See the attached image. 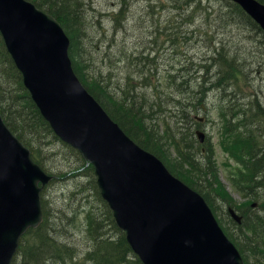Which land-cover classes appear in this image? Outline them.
I'll return each instance as SVG.
<instances>
[{
  "label": "rangeland",
  "instance_id": "374dc122",
  "mask_svg": "<svg viewBox=\"0 0 264 264\" xmlns=\"http://www.w3.org/2000/svg\"><path fill=\"white\" fill-rule=\"evenodd\" d=\"M29 1L42 4L44 0ZM79 3L81 20L77 24L80 40L77 52L87 65L88 76L96 77L106 84L112 96L118 98L123 95L124 90L137 96L138 101H152L154 93L158 99L168 101L165 105H159L164 109L157 113L160 119L152 121L161 135L166 126L167 131L174 132L175 140L170 139L168 134L162 136L164 141L167 140L163 141V147L167 149L168 156L184 173V177L192 182L198 183L199 174L206 169L213 174V177L210 175L201 179L199 187L211 199L218 221L237 236L241 245L242 241L253 246V241L248 242L246 238L249 236L248 232H245L244 237L243 230L227 221L228 207H233L238 213L240 210L224 203L214 193L216 189L210 185V181L214 179L221 184L235 204L256 203L248 211L264 215V206L260 207L257 194L243 197L233 187L234 172L240 169V158L244 157L248 146V143L244 145V137L240 135L239 138L237 134H251L256 143L264 137V46L251 36L257 35L258 39L264 41L262 35L248 31L249 28L242 31L238 19L234 21L227 18L225 0H202V8L194 10L189 6V13L186 12L187 8H178L185 5L184 0H79ZM197 29L211 35V40L199 34L187 39L189 44L184 45L181 31L196 32ZM137 43L140 47L138 50ZM252 43L259 51L254 48L257 53L249 58L247 52L253 49L249 47ZM220 45L243 64L245 73L235 80L236 92L228 90L230 94L222 96L219 90L211 89L198 108L191 111L189 121L175 117L173 114L177 113L179 106L182 108L195 83L192 81L191 87L183 88L180 95H173L169 91L174 88L165 77L178 72L180 68L189 67L190 63L193 65L188 72L198 74L196 70L199 65L210 63L207 60L209 55L214 47ZM211 69L213 72L216 67L212 66ZM167 96L174 97V100L169 101ZM228 101L233 104H228ZM237 104L241 105L245 115L232 119L225 107ZM156 107L153 106L154 109ZM195 115L202 117L203 121L200 122ZM247 123L249 132L244 129ZM238 126L241 132L235 133ZM196 130H204L208 136V144L204 150L205 143L201 142ZM190 132L192 135L188 136L187 133ZM258 135L261 138L257 139ZM48 138V144L42 146L40 155L48 172L55 175V178L41 191V203L47 211L46 225L55 241L74 248L75 262L69 257L66 264H81L85 253L93 245L87 228L89 208H100V216H103L104 206L100 205L88 175L70 176L64 173L72 166L79 165L77 155L71 151L73 147L61 139H54L52 136ZM233 144L236 146L232 151ZM77 153L79 154L78 151ZM179 153L185 155L183 159ZM188 154H192L191 160ZM185 160L193 164L188 165ZM260 195L264 199V189L260 190ZM104 222L109 225L106 217ZM113 230L105 226L104 235L113 234ZM36 239L37 236L34 239L32 235L29 236L28 245L34 244ZM102 249L103 245L97 248V252ZM243 252L249 264L264 262V255L258 252L252 254L249 247L244 248ZM92 259L94 260L93 257ZM53 263L55 261L51 259L50 264Z\"/></svg>",
  "mask_w": 264,
  "mask_h": 264
},
{
  "label": "water",
  "instance_id": "95a60500",
  "mask_svg": "<svg viewBox=\"0 0 264 264\" xmlns=\"http://www.w3.org/2000/svg\"><path fill=\"white\" fill-rule=\"evenodd\" d=\"M231 1L264 30L263 3ZM0 36L43 119L92 165L101 198L143 264H244L203 196L130 139L82 85L52 15L27 0H0ZM51 179L0 115V264H11L21 236L41 222L40 191Z\"/></svg>",
  "mask_w": 264,
  "mask_h": 264
},
{
  "label": "trees",
  "instance_id": "16d2710c",
  "mask_svg": "<svg viewBox=\"0 0 264 264\" xmlns=\"http://www.w3.org/2000/svg\"><path fill=\"white\" fill-rule=\"evenodd\" d=\"M258 1L264 3V0ZM201 2L202 0H184L185 5L179 6L178 8L184 10V8L192 6V8L196 10L202 8ZM225 2L226 8H228L227 18L234 21L235 19L246 20L248 21V28L250 29L248 31L258 32L260 35H264V32L260 29L257 23H255L237 3L231 0H225ZM39 4L35 3V6L53 15V17H55L62 25L65 33L69 37L68 54L74 72L89 93L94 96L109 116L133 141L143 149L157 156L171 174L199 192L217 217L216 209L213 206L211 199L205 196V193L202 192V188L198 185L200 184L201 179H206L210 175L213 177V174L206 169L199 174L198 183L196 181L192 182L184 177V173L176 166L177 164L171 160L172 158L168 156L167 149L163 147V134H168L170 139L175 140L174 132L167 131L168 127L166 126L161 135L159 129L152 124L153 120L156 121L157 119H160L157 113L164 110L159 105H165L168 101L166 99H158L156 93H154L155 95L152 101H138L137 96L130 94L129 91L124 92V90H122L123 95H121L120 98L115 95L112 96L106 84H103L96 77L88 76L87 65L84 64L81 55L77 52L79 48L78 43L80 42L78 39L79 28L77 24L79 23V20H81L79 16V0H44L42 4ZM186 12H190L188 8L186 9ZM181 20L183 19L181 18ZM181 34H183L182 42L184 45L189 44L188 40L190 37L199 36V34L204 35L208 40H211V35L207 32L200 31L199 29H197L196 32L195 30L190 32L181 31ZM197 41L198 40H196L195 43H197ZM138 49H140V47L137 43V50ZM145 59L147 60L150 58ZM207 60H209L210 63L199 65V68L196 70L198 74L188 72L193 65V63H190L189 67H184V69L180 68L178 72L170 73L165 77L168 84L174 88L173 91H169L173 95H180L183 93V88L191 87L192 81L195 83L189 92V96L186 97L185 102L182 104V108L179 106L177 113L173 114L181 120L186 118V120L189 121L191 119V111L194 108H198L209 90H219L222 96H228L230 94V91L228 90H233L235 92L237 90V82L235 80L244 76L245 71L243 64L239 62V59L235 55H230L226 52L222 45L214 47ZM212 66L216 67V70L213 72L211 69ZM167 99L173 101L174 97L167 96ZM228 104L233 103L228 101ZM259 105H257L258 108ZM153 106H157L156 109H154ZM240 106L241 105L237 104V106L232 105L225 107V109L228 110L232 119H239V117L245 115ZM0 114L10 131L30 150V155L33 161L39 164L44 171L48 172L44 160L40 155L41 148L48 144L49 136H52L54 139L59 138L52 132L48 123L42 118L27 90L23 86L21 74L6 51L1 36ZM247 125L248 123L244 126V129L249 132L250 128L247 127ZM239 131L241 132V129L238 126L235 133H240ZM190 133H187V135L191 136ZM240 135L244 137V141L246 142L244 145L248 143V146L245 148L244 157L242 156V158H240V169H238L237 172H234L235 179L233 180V187L240 192L243 197H251L257 194L259 201L261 202L259 205L260 207H263L264 199H261L260 190L264 189V138H261L258 135L257 139L261 138V140H259V143H256V139L251 134H237L239 138ZM46 138L48 139L45 141ZM173 145H176V143ZM234 146L236 145L233 144L231 146L232 151ZM71 151L77 155L79 165L72 166L64 173H66V175L69 174L70 176L82 174L88 175L100 205L104 206L103 216H100V208H89V213L87 215V228L93 239V245L91 249L85 253L81 264H142L129 247L124 232L116 226L107 204L100 197L95 183L92 166L86 165V162L75 149L71 148ZM179 154H181L180 157L183 159L185 155L183 153ZM188 157L191 160L192 154H188ZM185 162H187L188 165L193 164L188 160H185ZM85 169L88 171H84ZM48 173L51 174V172ZM210 185L215 187L216 191H214V193L217 194L224 203L240 210L239 214L242 215L240 223H236L230 217L227 221L238 229L243 230L244 237L245 232H248L249 236L246 238L249 240L248 242L253 241V246L249 244L246 245L241 241L242 246L240 242H238L237 236L233 232H229L221 222H218L227 237L238 248L243 257L244 263L249 264L243 252L246 247H249L252 254L258 252L261 255H264V215L259 213L251 214L250 210L248 211V209L252 207L251 202L235 204L228 196L224 187L214 179L210 181ZM42 209V222L36 228L28 229L22 236L16 255L12 260V264H50L51 259L57 264H66L69 257L75 262V255L73 253L74 248L66 243L55 241L50 235L49 228L46 225L47 211L43 204ZM105 217L109 222V225L105 224ZM105 226H108L110 230L114 229V233L109 236L104 235ZM31 235L33 239L37 236V239L34 244L28 245V238ZM102 245L103 249L101 252H97V248ZM98 254L102 255L95 257ZM262 264H264V262Z\"/></svg>",
  "mask_w": 264,
  "mask_h": 264
},
{
  "label": "bare ground",
  "instance_id": "6f19581e",
  "mask_svg": "<svg viewBox=\"0 0 264 264\" xmlns=\"http://www.w3.org/2000/svg\"><path fill=\"white\" fill-rule=\"evenodd\" d=\"M239 26H240V28H241V30L242 31H244L245 29H248V27H249V24H248V21H246V20H243V19H239ZM255 33V32H254ZM256 33H258V32H256ZM252 36V38L255 40V41H257L259 44H262L263 46H264V41H262V39H258V37H257V35H251ZM262 38H263V40H264V35L262 34V36H261ZM254 43V42H253ZM253 43L249 46V47H253V49H250L248 52H247V57H253L257 52H256V50H254V46H253ZM255 49H257V48H255ZM258 51H259V49H257ZM263 130H264V128H263ZM260 136H261V134H260ZM262 137V136H261ZM264 138V137H263Z\"/></svg>",
  "mask_w": 264,
  "mask_h": 264
},
{
  "label": "flooded vegetation",
  "instance_id": "af4514ba",
  "mask_svg": "<svg viewBox=\"0 0 264 264\" xmlns=\"http://www.w3.org/2000/svg\"><path fill=\"white\" fill-rule=\"evenodd\" d=\"M196 119H198L200 122H202L203 121V118L202 117H199V116H197V115H195L194 116ZM197 131V130H196ZM202 132H203V135L201 134V136H202V143L204 144L205 143V145L203 146V150L207 147V144H208V136H207V134L205 133V131L204 130H202Z\"/></svg>",
  "mask_w": 264,
  "mask_h": 264
}]
</instances>
